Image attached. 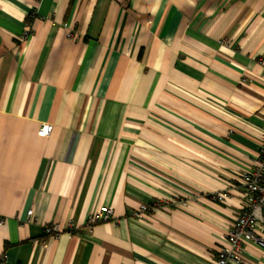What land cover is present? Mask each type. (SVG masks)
Instances as JSON below:
<instances>
[{
  "label": "crops",
  "instance_id": "0c3cea01",
  "mask_svg": "<svg viewBox=\"0 0 264 264\" xmlns=\"http://www.w3.org/2000/svg\"><path fill=\"white\" fill-rule=\"evenodd\" d=\"M263 139L264 0H0V264H215Z\"/></svg>",
  "mask_w": 264,
  "mask_h": 264
},
{
  "label": "built area",
  "instance_id": "2783aa9c",
  "mask_svg": "<svg viewBox=\"0 0 264 264\" xmlns=\"http://www.w3.org/2000/svg\"><path fill=\"white\" fill-rule=\"evenodd\" d=\"M28 36L29 28L24 37ZM52 130V124H42L38 133L40 136H49ZM235 180L243 193L244 209L234 218L229 232L218 249L215 264H242L243 243L247 241L254 242L264 248V139L260 145L259 155L251 169L240 173ZM225 196L224 193L217 197L223 200ZM160 206L162 204L159 202L142 204L134 216L142 219L145 213ZM32 213V210L28 211L30 217ZM113 215V209L110 206H100L89 214L88 226L108 221ZM72 226L73 224L69 225L70 228ZM45 231L50 235H55L60 229L58 225L51 224L46 227ZM1 262L5 263L4 258Z\"/></svg>",
  "mask_w": 264,
  "mask_h": 264
}]
</instances>
